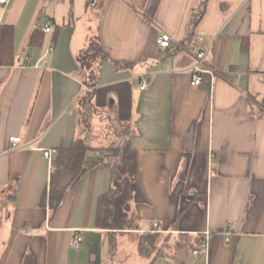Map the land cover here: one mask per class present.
Listing matches in <instances>:
<instances>
[{"label": "crops", "instance_id": "crops-1", "mask_svg": "<svg viewBox=\"0 0 264 264\" xmlns=\"http://www.w3.org/2000/svg\"><path fill=\"white\" fill-rule=\"evenodd\" d=\"M0 25L13 27L14 52L12 65H0V264H114L117 236L130 233L138 264H264V0H8ZM35 30L43 39L30 45ZM161 31L175 40L166 51ZM91 48L99 56L86 69ZM200 51L214 75L192 86ZM88 94L89 129L81 120ZM103 113L127 127L136 151V229L124 232L96 225L112 184L99 149L119 140L95 128L106 126ZM11 136L21 138L16 147ZM79 139L82 171H62L51 212L43 150ZM153 222L158 241L143 257L138 239ZM207 230V253L196 257L191 248Z\"/></svg>", "mask_w": 264, "mask_h": 264}, {"label": "trees", "instance_id": "trees-1", "mask_svg": "<svg viewBox=\"0 0 264 264\" xmlns=\"http://www.w3.org/2000/svg\"><path fill=\"white\" fill-rule=\"evenodd\" d=\"M204 6V3H202ZM194 12L192 24L194 25L201 15L203 8ZM43 39V33L35 30L29 38L30 45H39ZM13 27L11 25H0V65L9 66L14 63L13 54ZM99 49L91 48L86 56V61L82 64L83 68L90 69L92 61L99 56ZM92 78L86 80V84L91 87L95 86V74L93 71ZM92 94L84 95L82 104L88 109L91 106ZM90 110V109H88ZM89 116L84 115L81 120L88 124L90 128ZM126 132V133H125ZM128 130H123L118 134V141H113L104 149H99L106 158V164L112 170V184L108 192L102 194L97 203L96 225L98 228L113 231H129L136 229L135 217L130 213V204L132 199V186L137 177V158L136 151L131 148L127 136ZM79 139L71 148L56 149V154L51 159V188L49 206L51 212L57 208L62 190L57 186L62 171L74 169L76 174L82 171L81 164L83 155L87 147ZM159 234L144 233L138 239L140 251H154L158 241ZM145 242L148 244L144 246ZM197 248V247H195ZM191 248V252L193 249ZM192 254V253H191Z\"/></svg>", "mask_w": 264, "mask_h": 264}, {"label": "built area", "instance_id": "built-area-1", "mask_svg": "<svg viewBox=\"0 0 264 264\" xmlns=\"http://www.w3.org/2000/svg\"><path fill=\"white\" fill-rule=\"evenodd\" d=\"M7 2H8V0H0L1 5H5V4H7ZM52 30H53V22L51 20L45 21L43 28H42V31L45 33H49ZM156 42H157L158 47L161 51H166L170 47L174 46V44H175L174 37L166 31H161L159 33V35H157ZM52 50H53V46L51 45L48 48V51L50 52ZM206 58H207V52H205V51H200L196 54V62L191 68L190 84L192 86H199L204 82V78H203L204 72H209L211 75H214V70L211 67H208V70L203 68V66L205 65V62H206ZM145 86H146V82L142 81L140 88L144 89ZM8 141H9V144L11 145V147H16L20 143L21 138L19 136H11V137H9ZM55 154H56V149H45V150H43V156L46 159H48L49 161H51V159L53 158V156ZM158 227H159V224L157 222H153L151 229H149L148 231H144V233H154L158 229ZM231 229H232V227H230L229 230L227 231L226 241L230 240V235H231L230 230ZM211 234H212V230H207L202 235H200L201 243L199 244V246L197 248L192 250V252H191L192 255H194L196 257L205 256V254L207 253V239L210 237ZM81 243H82V237L80 234H76L73 237V239L71 240V245L74 247H79ZM146 243L147 242H145V244ZM188 264H205V262L188 263Z\"/></svg>", "mask_w": 264, "mask_h": 264}, {"label": "rangeland", "instance_id": "rangeland-1", "mask_svg": "<svg viewBox=\"0 0 264 264\" xmlns=\"http://www.w3.org/2000/svg\"><path fill=\"white\" fill-rule=\"evenodd\" d=\"M93 71L94 70L90 71L89 78H92V75L94 73ZM84 114L90 115V111L85 110ZM99 114H101V113H99ZM101 115H98L97 120H101L100 118H102V117L106 118L105 119V121L107 122L106 126H105V124L104 125L103 124H94L95 128H97V126H102L101 127L102 132H100L99 134H101L102 136H105V137L109 136L110 139L115 140L116 136H118V134L116 132L121 133L122 128H120V125H118V123H116L115 121H112V120L110 121L108 119L107 114L103 113L104 116H101ZM126 128H124V130H126ZM2 209H4V208H2ZM116 242H117L116 243L117 244V251L114 254V264H119L120 263L119 261H121V260H126V261L132 260V261H134V264H138L136 262L137 255L135 254V250L133 248V246H134L133 243H135L137 245V234L130 233V235L127 237L117 236ZM142 253L143 252L141 251V256L144 255Z\"/></svg>", "mask_w": 264, "mask_h": 264}]
</instances>
